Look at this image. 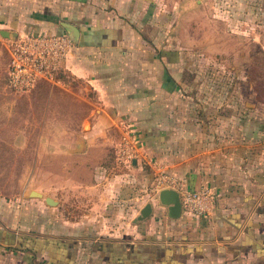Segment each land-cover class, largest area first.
Wrapping results in <instances>:
<instances>
[{"label": "crops", "instance_id": "obj_1", "mask_svg": "<svg viewBox=\"0 0 264 264\" xmlns=\"http://www.w3.org/2000/svg\"><path fill=\"white\" fill-rule=\"evenodd\" d=\"M148 5L0 0V117L10 114L16 94L26 93L12 90L7 79L9 40L26 30L64 33L61 22L76 26L79 40L62 72L89 89L68 91L67 120L56 119L53 140L41 134L0 136V144L14 142L20 151L36 144L34 161L25 163L22 174L43 172V144L53 142L55 176H70L67 189L58 191L65 199L55 196L52 206L29 180L18 197L0 193V264H264V165L252 154L254 133L241 132L245 121L234 120L236 135L224 139L200 118L203 105L191 114L186 91L179 90L180 52L151 34ZM127 128L136 131L140 149L129 166L117 157ZM157 166L190 190L212 189V213L168 216L152 188ZM85 174L90 181L75 177ZM32 190L42 196H30ZM148 202L152 214L134 223ZM61 207L84 209L76 216ZM160 208L163 215L157 214ZM107 219L130 222L132 236L148 232L151 242L164 244L133 249L116 238L109 249L102 234Z\"/></svg>", "mask_w": 264, "mask_h": 264}, {"label": "rangeland", "instance_id": "obj_2", "mask_svg": "<svg viewBox=\"0 0 264 264\" xmlns=\"http://www.w3.org/2000/svg\"><path fill=\"white\" fill-rule=\"evenodd\" d=\"M148 2L150 16L153 14L151 34H155V39L161 40L162 44L171 45L180 52L182 76L179 90L186 91L183 94L188 99L191 114L196 115V104L203 105L200 118L209 130L219 132L224 139L235 134L234 120H244L240 130L254 133L252 154L259 157V164L264 165V0ZM85 90L89 89L83 80L75 79L65 71L60 76L59 85L40 83L26 93L16 94L10 114L0 117L5 118L4 125H0V136L41 134L53 140L56 119L67 120L68 91L82 94ZM214 121L215 127L211 125ZM35 145L29 144L25 152L20 151L19 144L14 142L0 144V193L6 198L18 197L29 180L32 187L42 190L53 200L55 196L65 199L66 193L61 196L58 191L67 189L70 176H55V143L43 144V153L39 157L43 172L22 174L25 163L34 161ZM75 177L90 181L88 174ZM61 209L66 215L72 211L78 216L84 208ZM158 211L157 214H164L163 209ZM112 220L105 221L106 232L102 233L109 240V249H114L117 243L111 240L116 238L126 239L123 244L133 249L149 250L153 249V244H164L151 242L148 232V235L144 232L132 236L130 222L123 224Z\"/></svg>", "mask_w": 264, "mask_h": 264}, {"label": "built area", "instance_id": "obj_3", "mask_svg": "<svg viewBox=\"0 0 264 264\" xmlns=\"http://www.w3.org/2000/svg\"><path fill=\"white\" fill-rule=\"evenodd\" d=\"M75 44L64 33H46L26 30L9 40L8 84L17 92H28L38 82H60L65 61ZM140 154L139 137L132 128H127L117 147L118 159L131 165ZM154 194L163 188L175 189L179 195L182 212L191 216H209L214 207L215 193L208 187L188 189L175 176L165 173L160 166L154 170Z\"/></svg>", "mask_w": 264, "mask_h": 264}, {"label": "water", "instance_id": "obj_4", "mask_svg": "<svg viewBox=\"0 0 264 264\" xmlns=\"http://www.w3.org/2000/svg\"><path fill=\"white\" fill-rule=\"evenodd\" d=\"M62 27L65 30V33L69 38L76 44L79 40V30L76 26L67 23L61 22ZM133 162V161H132ZM32 197L38 196L41 197L42 194L34 190L30 193ZM157 198L159 202L167 209V214L171 218H179L182 214V205L180 200L179 193L172 188H163L158 191ZM45 202L48 205H55V200L49 196L44 197ZM152 214V204L150 202L146 203L139 211V214L134 218L133 222L138 223L147 219Z\"/></svg>", "mask_w": 264, "mask_h": 264}, {"label": "trees", "instance_id": "obj_5", "mask_svg": "<svg viewBox=\"0 0 264 264\" xmlns=\"http://www.w3.org/2000/svg\"><path fill=\"white\" fill-rule=\"evenodd\" d=\"M243 117H245V115Z\"/></svg>", "mask_w": 264, "mask_h": 264}]
</instances>
